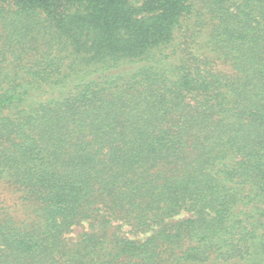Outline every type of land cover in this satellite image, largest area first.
I'll use <instances>...</instances> for the list:
<instances>
[{"label": "trees", "instance_id": "16d2710c", "mask_svg": "<svg viewBox=\"0 0 264 264\" xmlns=\"http://www.w3.org/2000/svg\"><path fill=\"white\" fill-rule=\"evenodd\" d=\"M0 264H264V0H0Z\"/></svg>", "mask_w": 264, "mask_h": 264}]
</instances>
